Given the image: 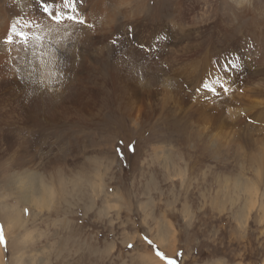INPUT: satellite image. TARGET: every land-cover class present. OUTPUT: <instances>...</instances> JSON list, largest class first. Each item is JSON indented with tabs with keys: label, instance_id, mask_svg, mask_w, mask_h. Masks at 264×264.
Here are the masks:
<instances>
[{
	"label": "rangeland",
	"instance_id": "rangeland-1",
	"mask_svg": "<svg viewBox=\"0 0 264 264\" xmlns=\"http://www.w3.org/2000/svg\"><path fill=\"white\" fill-rule=\"evenodd\" d=\"M76 8L0 0L2 264H264V0Z\"/></svg>",
	"mask_w": 264,
	"mask_h": 264
},
{
	"label": "snow or ice",
	"instance_id": "snow-or-ice-1",
	"mask_svg": "<svg viewBox=\"0 0 264 264\" xmlns=\"http://www.w3.org/2000/svg\"><path fill=\"white\" fill-rule=\"evenodd\" d=\"M49 3H51V8L49 7ZM41 7L43 9V13L47 16V18L56 21L57 23L63 21L65 18L67 20L73 21V23L83 25L85 23L84 20L80 19L76 8V0H40ZM57 8H59V15H57ZM67 9L68 11H64ZM12 30L15 35L22 37L26 42L28 39V35L25 32H16L15 25L12 26ZM8 43H12V37H8ZM205 88L209 87L208 85H204ZM214 90V89H213ZM0 243H4V238L2 235V231H0ZM151 244V241H148ZM157 255H161L159 252ZM163 258V257H162ZM169 264H173L172 261H169Z\"/></svg>",
	"mask_w": 264,
	"mask_h": 264
},
{
	"label": "bare ground",
	"instance_id": "bare-ground-1",
	"mask_svg": "<svg viewBox=\"0 0 264 264\" xmlns=\"http://www.w3.org/2000/svg\"><path fill=\"white\" fill-rule=\"evenodd\" d=\"M2 253H3V251H2V246H1V244H0V263L2 264Z\"/></svg>",
	"mask_w": 264,
	"mask_h": 264
},
{
	"label": "trees",
	"instance_id": "trees-1",
	"mask_svg": "<svg viewBox=\"0 0 264 264\" xmlns=\"http://www.w3.org/2000/svg\"><path fill=\"white\" fill-rule=\"evenodd\" d=\"M171 261V260H170Z\"/></svg>",
	"mask_w": 264,
	"mask_h": 264
}]
</instances>
